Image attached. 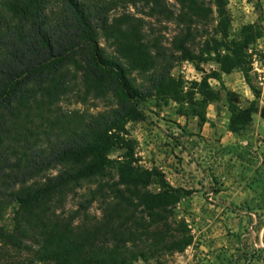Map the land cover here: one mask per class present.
<instances>
[{"label": "trees", "instance_id": "trees-1", "mask_svg": "<svg viewBox=\"0 0 264 264\" xmlns=\"http://www.w3.org/2000/svg\"><path fill=\"white\" fill-rule=\"evenodd\" d=\"M173 1L178 12L169 0H0V221L14 212L15 241L37 246L40 263L136 264L192 245L188 227L174 218L187 193L140 167L119 131L143 119L141 102L166 84L178 59L210 58L224 75L247 74L246 51L257 38L245 27L242 40L231 39L226 0ZM137 5L181 27L172 44L177 56L145 43L140 20L111 18ZM98 33L122 59L104 53ZM122 60L140 71L155 67L150 88H135ZM109 97L118 107L98 114L62 106ZM228 97L230 131L238 133L243 111ZM118 148L127 157L113 162ZM70 196L79 197L76 210H67ZM94 204L100 218L90 213Z\"/></svg>", "mask_w": 264, "mask_h": 264}, {"label": "rangeland", "instance_id": "rangeland-1", "mask_svg": "<svg viewBox=\"0 0 264 264\" xmlns=\"http://www.w3.org/2000/svg\"><path fill=\"white\" fill-rule=\"evenodd\" d=\"M226 2L231 39L242 40L245 27H251L257 38L246 51L249 73L236 70L226 76L213 59L202 64L178 59L166 84L141 102L143 119L128 120L119 131L140 167L157 171L169 186L187 193L174 218L193 237L192 245L181 253L136 264H264V0ZM169 3L179 11L173 0ZM128 14L142 22L145 43L157 41L161 50L176 54L172 44L181 30L176 22L154 16L145 5L119 10L111 18ZM215 26L212 19L205 31L213 35ZM98 41L108 57L122 59L102 33ZM151 55L155 58V49ZM122 62L135 88H150L155 67L140 71ZM229 93L243 111L246 126L238 133L230 131ZM62 106L98 114L116 109L118 101L109 97ZM127 154L118 148L109 159L122 162ZM58 173L54 170L49 176ZM149 189L159 192L154 183ZM78 201L79 197L70 196L67 210H76ZM90 213L101 216L96 204ZM13 218L9 210L0 221V264H43L37 246L15 241Z\"/></svg>", "mask_w": 264, "mask_h": 264}, {"label": "crops", "instance_id": "crops-1", "mask_svg": "<svg viewBox=\"0 0 264 264\" xmlns=\"http://www.w3.org/2000/svg\"><path fill=\"white\" fill-rule=\"evenodd\" d=\"M226 76H228V75H226Z\"/></svg>", "mask_w": 264, "mask_h": 264}]
</instances>
